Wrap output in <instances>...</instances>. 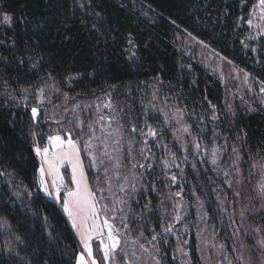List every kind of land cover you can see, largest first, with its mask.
Returning <instances> with one entry per match:
<instances>
[{"label": "trees", "instance_id": "obj_1", "mask_svg": "<svg viewBox=\"0 0 264 264\" xmlns=\"http://www.w3.org/2000/svg\"><path fill=\"white\" fill-rule=\"evenodd\" d=\"M256 1L0 0V21L5 14L11 18L0 23V264H75L79 255L78 237L62 205L41 190V161L34 150L48 126L35 123L31 107L36 90L51 82L74 99L109 96L126 137L132 127L138 136L149 127L158 129L171 151L152 142L147 167L134 173L129 167L138 155H130L126 145L117 153L106 147L100 180L112 187L115 203L120 186L136 187L134 178L142 182L141 189L127 193L138 227L156 240L161 264H180L176 234L164 227V195L172 183L162 163L177 159L178 185H185L187 194L192 188L210 191L212 175L190 165L186 173L179 171L183 153L172 152L170 138L162 136L152 92L184 111L199 141L239 143L244 156L264 159V111H231L220 79L197 62H183L179 49L181 39L191 35L264 82V36L246 42ZM42 120L39 115L38 123ZM206 175L205 189L200 183ZM212 196L206 211L216 220L221 214ZM127 215L132 216L130 207ZM189 242L192 264H201L194 235Z\"/></svg>", "mask_w": 264, "mask_h": 264}, {"label": "rangeland", "instance_id": "obj_2", "mask_svg": "<svg viewBox=\"0 0 264 264\" xmlns=\"http://www.w3.org/2000/svg\"><path fill=\"white\" fill-rule=\"evenodd\" d=\"M260 15L257 0L246 24L247 43L255 44L264 36V19H260ZM249 20L251 24L248 23ZM179 49L184 55L183 62H197L220 79L226 89V106L231 111H235L236 107L264 111V92L261 91L264 82L191 35L187 34L181 39ZM31 94L32 91L26 92L27 97ZM74 98L62 92L55 82L45 84L36 90L31 110L37 109L35 123H47L48 132L44 139H42L44 135H39V139L34 142V149L48 146V137L56 135L64 139L70 137L79 148L84 174L98 201L99 221L107 218L113 224L114 235L119 241L117 248L109 253L108 259H105L99 238L92 239L93 256L98 264H119L120 260L123 262L131 260L133 264H161L156 240L145 235L144 230L138 227L130 195H127L130 190L141 189L142 182L134 178L132 180L137 184L136 187L125 189L124 185L120 186L117 203L113 202L112 187L103 186L100 180L102 167L100 156L106 147L117 153L126 145L130 155L135 153L140 157L139 161H135L129 167L135 173L139 168L143 171L147 167L146 162L150 158L149 144L161 142L167 151L168 145L158 137V129L153 127L141 132V136H138L139 130L132 127V132L126 137L127 131L123 129L120 112L112 104L109 96L103 95L92 99ZM152 102L153 110L161 115L162 136L170 138L172 152L179 153L180 150V153H183V168L179 171L186 173V167L190 165L196 170L205 169L210 172L208 175H212L210 191L203 192L192 188V192L187 194V187L178 185L180 177L175 170L180 163L177 159L172 156L174 160L171 162L164 160L162 163L167 178L172 183L164 195V227L167 233L176 234L178 242L176 253L180 264H192L188 247L192 235L196 240L201 264H264V190H262L264 159L253 155L244 156L239 143L222 140L208 143L199 141L192 132L184 111L176 104L164 100L156 89L152 92ZM75 113L78 117L74 119ZM39 115L43 122L38 123ZM101 116L104 117L103 120L100 119ZM149 129L154 130L156 135H148ZM173 143H177L179 149ZM38 158L41 161V157ZM154 159L155 157L150 165H154ZM44 167L43 179L51 195L45 193L42 187L41 190L48 198L62 205L56 198L57 186L61 197L74 187L71 183V165L65 161L59 167L63 182L61 184L58 179L56 186L52 183V177L47 174V165ZM207 178V175L201 178L203 181L206 179L204 183H200L204 188ZM39 179L41 180V175ZM212 194L221 214L216 220L206 211V206L209 207L211 204ZM123 198L127 199L128 203ZM128 207L132 212L130 218L127 215ZM75 233L79 240L80 253L83 245L76 230ZM104 237L107 241V229L104 230ZM121 253H124L125 257Z\"/></svg>", "mask_w": 264, "mask_h": 264}, {"label": "snow or ice", "instance_id": "obj_3", "mask_svg": "<svg viewBox=\"0 0 264 264\" xmlns=\"http://www.w3.org/2000/svg\"><path fill=\"white\" fill-rule=\"evenodd\" d=\"M259 9L261 11L260 19H264V0H259ZM10 19L5 14L0 23L9 24ZM248 23L251 24V20ZM261 91L264 92V88ZM107 106L105 105V107ZM32 116L34 119L37 117L36 108L32 109ZM100 119L103 120L104 117L101 116ZM213 119H216V117L214 116ZM135 130L133 129V131ZM148 135L154 136L156 132L149 129ZM51 149H55V151L50 152ZM34 150L41 157L42 161L39 168L41 175L40 184L45 193L49 195L51 193L48 192L47 185L43 179L45 175L44 165H47V174L52 177L54 186L57 185L58 179L61 181V184L63 182V177L59 173V167L65 161L71 165V183L74 187L61 197L59 186H57L56 198L62 202L63 212L66 214L68 220L71 221V227L77 231L83 245V250L77 256L75 264H98L93 256V249L91 247V241L94 237L99 238L100 246L104 252V258L108 259L109 253L117 248L119 241L114 235L113 224L107 218L102 222L99 221L96 194L87 182L79 155V148L76 143L70 137L64 139L59 135L49 136L48 146L43 148L35 147ZM173 180H175V177H173ZM262 190H264V186H262ZM145 207L147 208L148 206L145 205ZM105 229H107V241L104 237Z\"/></svg>", "mask_w": 264, "mask_h": 264}]
</instances>
